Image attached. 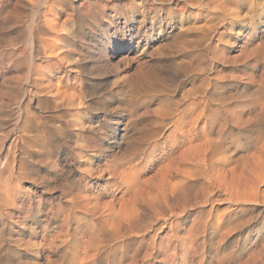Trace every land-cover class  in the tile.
I'll return each instance as SVG.
<instances>
[{
  "label": "rangeland",
  "instance_id": "obj_1",
  "mask_svg": "<svg viewBox=\"0 0 264 264\" xmlns=\"http://www.w3.org/2000/svg\"><path fill=\"white\" fill-rule=\"evenodd\" d=\"M263 43L264 0H0V264H79L100 216L83 203L118 209L111 200L123 186L113 172L149 155L165 108L202 102L207 114L219 111L210 139L232 166L251 165L254 153L264 160V119L246 122L264 98ZM231 112L241 125L227 120ZM263 173L257 200L236 209L195 184L193 208L170 220L177 232L160 226L169 217L161 210L164 217L150 218L142 210L138 237L120 245L110 223L95 225L98 247L116 251L92 264H129L133 256L136 264H264ZM146 250L153 255L143 260Z\"/></svg>",
  "mask_w": 264,
  "mask_h": 264
},
{
  "label": "bare ground",
  "instance_id": "obj_2",
  "mask_svg": "<svg viewBox=\"0 0 264 264\" xmlns=\"http://www.w3.org/2000/svg\"><path fill=\"white\" fill-rule=\"evenodd\" d=\"M185 2H186V0H185ZM199 3H200V1H199ZM194 4L195 3H193V6H194ZM203 4H204V2H203ZM190 5H191V2H190ZM204 8H206V7L204 6ZM42 40H44V39H42ZM262 48L261 49L264 51V45H263ZM250 52L253 53V51H250ZM244 53H246V52H244ZM246 54H249V53H246ZM248 56H246L247 59H248ZM215 84H217V82ZM259 86H257V89H258ZM260 87L262 88L263 92L260 91V90L259 91L262 92L261 94H264V82H263V86H260ZM205 91L206 90L204 89V93H205ZM199 92H201V94H202V91L199 90ZM255 92H257V90H255ZM190 94H192V93H190ZM191 96L192 95H190V97ZM193 96H195V95H193ZM187 97L189 98V95ZM207 98H209V96ZM207 98H205V99H207ZM261 98H263V95H262ZM208 100H207V102H208ZM254 100H256V99H254ZM259 100L260 99L258 98V102H256L255 104H254L255 101L253 102L254 105L252 104L253 105L252 111L248 114V116L246 118V122L249 123V124H251V122H255L256 120H258V118H261V119L263 118L264 119V98L261 99L260 101ZM209 101H211V100H209ZM192 102H194V101H192ZM177 103H178V101H177ZM177 103H176V105H177ZM189 103H191V102H189ZM225 106L226 105H224V108H225ZM209 107H210V105H209ZM167 108H169V106ZM170 108H172V106ZM170 108L169 109L165 108V110L161 109L163 111L161 113H159V115H156V117H157V120H155V121H157V125L156 126L159 128L157 130V132H160V133L162 132L161 133L162 136L159 139V135H158L157 138L159 139V141L158 142L156 141V144L154 145L152 151L150 150L151 152L149 153V155L144 157L141 161H138V160H140L139 157H138L139 159L136 158L134 160H132V159L128 160V158H127L125 160H127L128 163H126L125 165L122 164L123 166H121L120 168H118L116 170L113 167V170H115L113 173L117 176V179H119V181H120L118 183H121L122 186H123L122 187L123 189L119 193V197L118 198L117 197L116 198L112 197L113 200H111V201L114 202V205H116V207H118V209L114 210L113 208H111L110 204H109L110 207H107V206H105V208L104 207H99L98 205L95 204L97 202H95V203L93 202L92 203L93 205L92 204L89 205L88 200L87 201L85 200L86 202H88V204H85V202L83 203L85 209L88 210V213L90 211V213L93 215V217H95L98 214L100 215V216L98 215L99 217L94 218V223L99 229H101L103 231L106 228V225L108 223H110L109 227L111 229L110 228L109 229L112 232L111 234H113L112 235L113 237L115 236V237H118L120 239L119 245H120V243L121 244L126 243V238H130V237H133V236L138 237V235L136 233H133V231L135 229H137L138 225H140L139 219H141L140 218V215L142 214L141 211L142 210L144 211V209L148 210L149 218L151 216L150 211L156 213L157 210H161V213L162 212L164 214L167 213L169 215V217H167V216L164 217L163 215L159 214L158 211H157L158 215L155 214L157 216L161 215V216L164 217L162 219V221H161L162 223L160 224V226L161 227L165 226V228L167 226V227H169V229H173L174 232H177L178 229L176 230V227H174V226H177V224L174 223V221L172 222L170 220H171L172 217H174V218L178 217L179 214H181V212L183 213L185 208L190 209V210L193 208L192 207V205H194L193 204L194 203L193 202V198H194L193 195L195 194L194 192H196V191H194L195 189H194L193 186L195 184L197 185V184L202 182L203 186L202 185L200 186L202 188L205 185H207L208 188H211L213 191L216 192V194L217 193L219 194L218 197H221V199H220L221 201L228 202L229 203V207L233 208V209L239 208V206L241 204L245 205L246 202H250V201L251 202H255L257 200V198H258L259 186H260V182H258V180H259L260 176L262 175L261 174L262 171H264V160L260 159V157H261L260 155L259 156H254V154H255L254 153V154H252V156H253L252 160H254V158H255V161L252 162V163L250 162L251 165H246V163H245V165H243V163H242L240 166H232L231 165L230 159L226 157V151L225 150H220V148L218 147L219 146L218 143L215 142L213 139H210V137H212V136H210L211 135L210 134V130H208L209 123H210V121H212L211 118L214 117L215 114L220 115L219 111L217 113H215V114H213L211 112L213 114V116L211 114H207L206 113V109L208 107L206 105L202 104V102H200V101H199V103L198 102L197 103H195V102L191 103V104H189L187 106H184L181 109L180 108L175 109L177 107H174L175 112L173 111V108L172 109H170ZM224 108H223V110L226 109V108L225 109ZM210 111H211V109H210ZM230 111H232V109ZM235 112H231L230 114L226 113V114H227V120H229V119L231 120V119H234V118L236 119V120H234V122H236L234 124L236 125L238 119H240V116L238 118L235 117L236 116V115H234ZM261 119H260V121H261ZM241 120H242V118L238 122H240ZM226 121H225V123H226ZM243 123L245 124V122H243ZM257 123H259V122H257ZM241 124H237V125H241ZM249 124H247V125H249ZM146 129H147V127H146ZM153 130H154V128H153ZM157 134H159V133H157ZM147 135H146V138L149 136V135L148 136ZM150 136H152V134ZM146 138H144V140ZM151 139H150V141H151ZM142 140L143 139H141V141ZM137 141L139 142V140H137ZM138 142H137V144H138ZM144 144H145V142H144ZM138 145H137V147H138ZM140 145H141V143H140ZM142 146H143V143H142ZM151 146H153V143L151 144ZM137 147H134V148H137ZM131 149H129L128 151H131ZM133 150H134L133 152L136 153L135 152L136 149H133ZM138 150H140V149H138ZM142 150L143 149H141L140 152ZM260 150L261 149H259V151ZM125 153H126V150H125ZM134 153H131V154H134ZM119 154H120V152H119ZM121 154H122V151H121ZM125 156L127 157V155H125ZM128 157H129V155H128ZM251 157H250V159H251ZM118 158H121V156L118 157ZM118 158H116V159H118ZM247 159H248V157H247ZM125 162H122V163H125ZM118 164H121V162L118 163ZM115 168H116V166H115ZM108 170H110V169L108 168ZM111 170H110V172H111ZM106 171H107V169H106ZM114 174L111 173V175H113V176H114ZM111 175H110V177L113 178V176H111ZM108 176H109V174H108ZM202 176H204V178ZM0 188H2V186ZM202 188L200 189V191L202 190ZM3 190H5V189H3ZM7 190H9V189H7ZM197 190H199V189H197ZM78 191H81V190H78ZM10 194H11V192H10ZM204 194H206V193H204ZM207 195H205V198L207 196V199H208V197L210 195L208 193H207ZM85 196H87V195H85ZM211 197L212 196H210V198ZM4 198H5V196H4ZM4 198L2 196V199H4ZM6 198H7V196H6ZM80 198L82 200L84 199L82 196ZM88 198L86 197V199H88ZM4 200H3V202H4ZM91 200H94V197H92ZM96 200L97 199H95V201ZM8 201H9V199H8ZM79 202H82V201H79ZM107 202H109V201H107ZM103 203L106 204L105 201ZM81 204L82 203H80V205ZM71 205H72V203H71ZM104 205L102 204L101 206H104ZM107 205H108V203H107ZM75 207L77 208L76 205H75ZM84 207L81 208V209H84ZM177 207H179L180 213H175L174 212V210ZM180 207H183V208L180 209ZM230 208H228L227 210H229ZM72 209H75V208H72ZM76 210L77 209H75V211ZM238 210H241V208L238 209ZM81 212H82V210H81ZM87 215H89V214H87ZM144 215H143L142 218H144ZM155 215H153V216H155ZM148 216H147V218H148ZM91 218H90V220H92ZM151 219H149V220H151ZM223 219H224V215L223 214L219 215L218 220H217L218 221V225L222 222ZM144 220H146V219H144ZM208 220H209V216H207L204 220H201V223L202 224H206L205 226H207V223H209ZM157 221H158V219H157ZM91 222L92 221H90L89 223H91ZM149 222H151V221H149ZM87 224H88V222H87ZM153 224H155V223H153ZM202 224L200 226H202ZM95 225H91V227H93V229L89 233V236H88L89 239L86 242V246L81 251L79 250L80 252L77 253L78 256H79V261H80L79 264H92L98 259L99 256H101V255L104 256V254L106 252L114 253L116 251L113 248L104 249V248L101 247L102 244L100 245V247H98V245L100 244V239L98 240L99 232L94 230V226ZM151 225H152V223H151ZM189 225H190L189 228L186 229L187 231H186L185 237L183 238V245H184V248L187 251L190 252L192 250V248H193L192 230H193L194 227H196L195 220H191V224H189ZM140 226H142V225H140ZM149 227H151V226H149ZM207 227H205V228L207 229ZM156 228L154 229V231L155 230L157 231ZM158 228H159V226H158ZM107 230H108V228H107ZM107 230H105V231H107ZM147 231L148 230H146V232ZM161 231H162V228H161ZM174 232H172V233H174ZM144 233L145 232L143 231V234ZM140 234H142V233H139V235ZM227 234L228 233L226 232V235ZM143 237L144 236H142V238L141 237L140 238L143 239ZM155 237L156 236L153 237L154 240H155ZM105 238H107V237H105ZM105 238H103V240ZM176 238H178V237L176 236ZM107 239L110 240V238H107ZM113 240L114 239L112 238V241ZM117 241L118 240H116V242ZM104 244H108V243L105 242ZM108 245H110V244H108ZM180 245L182 246V244H180ZM77 247L80 248L79 245H77ZM181 248H183V247H181ZM75 249H77V248H75ZM152 249H153V247H152ZM118 250H119V248H118ZM64 251H65V249H64ZM75 253L76 252H74V254ZM168 253H169V255H168L167 258L170 259V260H171V258L173 256H176L173 253H170V251ZM137 255H138V253H137ZM152 255L153 254H149L147 252V250H146L144 255H143V260H146L147 258L151 257ZM108 256L109 255L107 254L106 257H108ZM135 258H136V256H133L132 261L130 263L129 262L128 263L129 264H136L138 261H136L137 259L135 260ZM103 259H104V257H103ZM118 259H120V257ZM98 260H100V259H98ZM120 260L122 261V259H120ZM120 264H123V262L122 263L120 262ZM141 264H142V262H141Z\"/></svg>",
  "mask_w": 264,
  "mask_h": 264
}]
</instances>
